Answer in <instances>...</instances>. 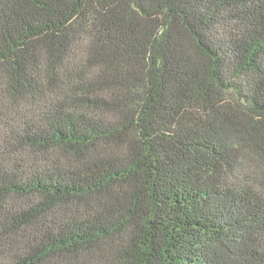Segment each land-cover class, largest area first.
Listing matches in <instances>:
<instances>
[{
  "label": "trees",
  "instance_id": "trees-1",
  "mask_svg": "<svg viewBox=\"0 0 264 264\" xmlns=\"http://www.w3.org/2000/svg\"><path fill=\"white\" fill-rule=\"evenodd\" d=\"M0 264H264V0H0Z\"/></svg>",
  "mask_w": 264,
  "mask_h": 264
}]
</instances>
